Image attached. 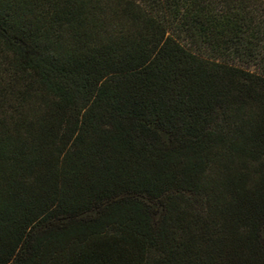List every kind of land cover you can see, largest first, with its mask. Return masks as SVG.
I'll list each match as a JSON object with an SVG mask.
<instances>
[{"label":"trees","instance_id":"1","mask_svg":"<svg viewBox=\"0 0 264 264\" xmlns=\"http://www.w3.org/2000/svg\"><path fill=\"white\" fill-rule=\"evenodd\" d=\"M0 264H264V0H0Z\"/></svg>","mask_w":264,"mask_h":264}]
</instances>
